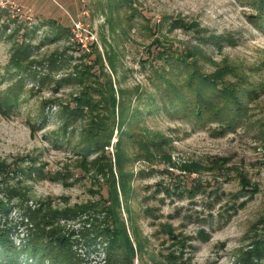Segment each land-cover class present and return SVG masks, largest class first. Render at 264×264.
I'll use <instances>...</instances> for the list:
<instances>
[{
	"label": "rangeland",
	"instance_id": "374dc122",
	"mask_svg": "<svg viewBox=\"0 0 264 264\" xmlns=\"http://www.w3.org/2000/svg\"><path fill=\"white\" fill-rule=\"evenodd\" d=\"M251 1L0 0V240L15 264H51L31 251L52 230L75 264H105L112 182L133 264H264V24ZM162 72L188 106L145 101ZM215 75L235 99L211 116L218 97L186 88Z\"/></svg>",
	"mask_w": 264,
	"mask_h": 264
},
{
	"label": "trees",
	"instance_id": "16d2710c",
	"mask_svg": "<svg viewBox=\"0 0 264 264\" xmlns=\"http://www.w3.org/2000/svg\"><path fill=\"white\" fill-rule=\"evenodd\" d=\"M253 4L255 11L256 20L254 21V25L261 26L264 24V0H253L251 1ZM158 47H160L159 43H156ZM161 53L165 52V48L160 50ZM23 54V51L19 49L18 51H15L13 53V58L17 59L18 57H21ZM185 56V53L183 54ZM108 57L110 59V55L108 53ZM188 54L186 53V56L181 58L180 60H183L184 63H187L188 61ZM193 58V56H192ZM108 59V61H109ZM177 60V58H175ZM194 59V58H193ZM112 62V60L110 59ZM109 61V63H110ZM111 65V64H110ZM188 66V63H187ZM186 66V67H187ZM197 69V68H196ZM198 71V70H197ZM192 72H195L192 70ZM102 71H100V74ZM156 77H159L161 79V84L156 85L157 89L159 90L160 95L157 96L154 93V95H149L145 101H147L148 104H154L158 106H162L165 109L166 107H172L176 108L178 107H185L188 106L189 102L191 101L189 98H182V93L184 92L183 89L176 85L171 78L167 75L166 72H162L161 75H157ZM204 78L203 82L198 83L197 85H201L199 90L196 89L193 86L186 88L189 92V94L196 96L198 101H202L203 99H207L205 96L202 97V91L201 89L209 87L210 98L212 97H218V100H216L214 103H211L209 105L211 109V116L212 115H218V113H225L227 110L231 109V105L229 103L234 100V94L232 93L233 90H231L228 86H225V88H219L217 86L216 78L219 80V76L215 75V77H209V76H201ZM202 80V78H201ZM160 83V82H159ZM211 88V89H210ZM186 92V91H185ZM124 95L122 94L121 98L123 99ZM188 97V96H185ZM141 100V98H139ZM110 101V103L113 104ZM121 103V101H120ZM229 107V108H228ZM77 109V108H76ZM76 109L70 110L67 114L70 116V118L74 115L76 112ZM228 110V111H229ZM142 112H140L141 114ZM210 115V114H206ZM121 118H119L120 121H126L128 122V125L135 126L136 123L139 120V117L135 116H126L124 117V114L122 112L120 113ZM126 135H131L127 134ZM113 188L107 189V197L102 199L104 202V206L106 208H110L111 210H105V217H104V229L102 230V239L106 242L105 248V254H106V261L105 264H133V260L135 257V251L133 248V244L128 238L126 228L124 223L120 220L119 212H115V210H112V208L117 209L119 208V197L117 193V188L115 187V182L113 183ZM118 187L121 195L124 198L125 203L127 202L126 197V183L122 177V175L119 176L118 180ZM108 204V205H106ZM49 210H52L51 208H48ZM67 210V209H66ZM115 212V213H114ZM53 214H56L57 211H53ZM130 219V218H129ZM130 221V220H129ZM54 229V227L52 228ZM43 231V230H42ZM131 233H133V237L135 241L136 239V232L132 228L131 224ZM39 237V243L35 248L38 250L31 251L33 255H38L40 259L42 260H48L51 262V264H75L74 258L71 256L70 250L67 248V240L63 239L62 236H60L59 233L54 232L53 230L51 232H42L41 236ZM7 240H0V246H1V252H0V261H6L12 264H15V258H16V251L13 248V246L6 242ZM136 251L139 252L140 245L137 241Z\"/></svg>",
	"mask_w": 264,
	"mask_h": 264
},
{
	"label": "built area",
	"instance_id": "2783aa9c",
	"mask_svg": "<svg viewBox=\"0 0 264 264\" xmlns=\"http://www.w3.org/2000/svg\"><path fill=\"white\" fill-rule=\"evenodd\" d=\"M77 29H79V28H77Z\"/></svg>",
	"mask_w": 264,
	"mask_h": 264
}]
</instances>
